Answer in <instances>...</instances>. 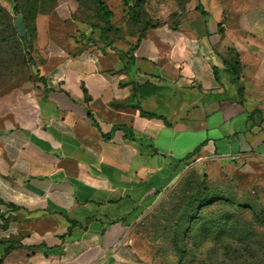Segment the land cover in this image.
Here are the masks:
<instances>
[{
	"label": "crops",
	"instance_id": "1",
	"mask_svg": "<svg viewBox=\"0 0 264 264\" xmlns=\"http://www.w3.org/2000/svg\"><path fill=\"white\" fill-rule=\"evenodd\" d=\"M79 45L0 103V264H145L135 228L189 164L264 178V0H191L175 30Z\"/></svg>",
	"mask_w": 264,
	"mask_h": 264
},
{
	"label": "rangeland",
	"instance_id": "2",
	"mask_svg": "<svg viewBox=\"0 0 264 264\" xmlns=\"http://www.w3.org/2000/svg\"><path fill=\"white\" fill-rule=\"evenodd\" d=\"M104 1L115 14V24L127 27L123 1ZM132 2L154 29H177L189 6V0ZM18 7L16 13L12 0H0V103L16 93L32 96L40 82L37 68L54 50L72 53L77 44L99 43L98 36L87 39L91 24L102 23L94 0H18ZM19 14L33 45L32 61L16 32ZM114 35L110 38L115 42ZM6 108L0 105V111ZM134 232L145 264H264V178L258 163L218 168L189 164Z\"/></svg>",
	"mask_w": 264,
	"mask_h": 264
},
{
	"label": "trees",
	"instance_id": "3",
	"mask_svg": "<svg viewBox=\"0 0 264 264\" xmlns=\"http://www.w3.org/2000/svg\"><path fill=\"white\" fill-rule=\"evenodd\" d=\"M13 1V5H14V11L16 13H18L19 11V7H18V0H12ZM96 5H97V10H98V15L101 18L102 23H92L91 24V35L89 37H87V39L91 40L95 37L98 36L99 39V43L94 44L95 46H102L103 49H106L108 47H112V45L116 42V41H123V40H127L128 37L129 38H136V43H139L145 36L148 30L154 29L152 26H148V23L146 21H144L143 19H141V16L139 17V12L138 10H136V7L138 6V3L136 2H132V0H122L124 3V12L128 17V24L127 27L123 28L121 26H117L115 24V22L113 21V19L115 18V14L114 12L109 8V5L107 4L106 1L104 0H94ZM191 0H189L190 2ZM198 9L201 11V13L206 14V12L204 11V9L202 8V6L200 5L198 7ZM21 15V14H19ZM18 15V16H19ZM23 15V14H22ZM24 16V15H23ZM1 28V27H0ZM27 29V27H26ZM17 32V31H16ZM121 32V36H118L119 33ZM3 34V32H0V39H1V35ZM114 34H116V41L114 42L112 38L115 36ZM18 35V33H17ZM19 37V35H18ZM93 37V38H92ZM20 38V42L22 43V46L24 48L25 53L27 54L28 58L30 59V61L33 60L32 58V49H33V45L29 40V31H28V35L24 36V37H19ZM94 43V41H92ZM91 42V43H92ZM137 46V44H136ZM136 46H133L132 48H135ZM228 71H230L232 73V75L234 77H236L238 75V66L239 63L236 61L235 62V66L232 64H229L227 62H225ZM33 65H36L33 63ZM215 73H217V71L215 70ZM37 77L38 79L43 82L44 81V77L40 76V67L37 68ZM134 97V96H133ZM141 110V114L143 116L146 117H160L162 118L167 124H170L166 118L162 115H159L158 113H150L147 111H144L140 108Z\"/></svg>",
	"mask_w": 264,
	"mask_h": 264
},
{
	"label": "water",
	"instance_id": "4",
	"mask_svg": "<svg viewBox=\"0 0 264 264\" xmlns=\"http://www.w3.org/2000/svg\"><path fill=\"white\" fill-rule=\"evenodd\" d=\"M14 24L19 37H24L27 34L24 16L22 14L17 16Z\"/></svg>",
	"mask_w": 264,
	"mask_h": 264
}]
</instances>
